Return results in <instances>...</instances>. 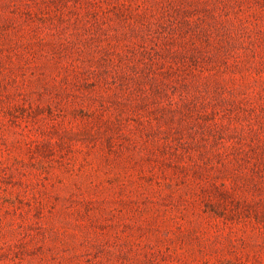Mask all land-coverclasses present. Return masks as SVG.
<instances>
[{"label": "rangeland", "instance_id": "obj_1", "mask_svg": "<svg viewBox=\"0 0 264 264\" xmlns=\"http://www.w3.org/2000/svg\"><path fill=\"white\" fill-rule=\"evenodd\" d=\"M0 264H264V0H0Z\"/></svg>", "mask_w": 264, "mask_h": 264}]
</instances>
